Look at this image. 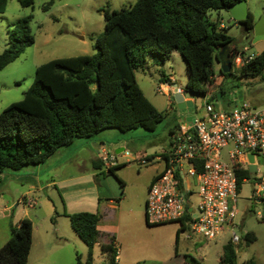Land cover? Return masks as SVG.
I'll return each mask as SVG.
<instances>
[{"label":"rangeland","instance_id":"1","mask_svg":"<svg viewBox=\"0 0 264 264\" xmlns=\"http://www.w3.org/2000/svg\"><path fill=\"white\" fill-rule=\"evenodd\" d=\"M48 1L34 0L31 6H24L19 0H7L4 11L0 13V53L8 44L11 23L18 19L31 15L29 27L34 36V43L0 70V112L23 97L39 64L54 58L95 54L93 39L104 29L105 13L129 8L135 0H54L47 10H43ZM245 1L247 12L254 20L264 18V0ZM207 15L210 22H218V26L233 37L234 47L242 54L256 55L264 49V34L255 35L252 30H244L227 9L210 10ZM150 59L148 55L145 63L135 70V78L146 98L166 113L154 130L147 131L142 127L129 131L107 128L90 139H75L59 148L43 164L30 165L18 171L5 170L0 174V240L10 236V228H15L21 218H29L33 226V244L28 264H40L39 256L44 252L49 253L50 259L45 264H68L73 240L68 237L70 241L62 249L51 251L56 237L51 220L63 211L97 212L99 202L106 207L104 197H120L121 191L124 197L120 207L114 208L113 214L108 208L109 215L105 218L106 222L118 228L115 246L120 264H190L192 257L206 264H217L230 233L223 231L215 239L206 240L198 236L187 239L180 231L175 247L176 222H146L147 183L159 162L155 157L168 146L172 138L170 131L174 132L180 121L188 114L198 113L205 101L227 108L229 99L240 98L237 93L246 83L262 82L264 90V71L262 79L261 76L241 77L238 66L233 63V74L224 78L219 71L220 64L214 63L215 82L222 81L223 84L224 81V92H219V86L203 85L206 94L202 95L185 89L188 74L178 51L171 52L160 64ZM169 77L173 79V84L184 89V97L192 100L191 108L177 109L175 103L168 104L167 96L158 90V81L169 80ZM243 101L256 103L251 97ZM99 140L109 141L113 153L121 146L128 152L124 158L125 166L116 170V175L110 174L106 167L94 169L92 166V157L96 155L90 150H95L92 145ZM82 145L88 146L89 152L82 149ZM221 155L227 160L226 149H222ZM141 157L147 159L146 164H138L132 159ZM118 179L123 181V186ZM51 181L55 182L54 185L47 187V182ZM252 187L251 179L247 178L238 190L237 221L241 226L236 232L241 236V244L235 249L238 262L252 259L256 264H264V220L260 218V214L264 215V199L255 202L251 196ZM26 199L33 200L34 204H28ZM197 200V195L191 196L193 204ZM102 212L106 211L100 209ZM57 218L62 232L67 236L75 235L68 217ZM247 231L254 233V241L247 242L243 238ZM44 240L46 247L43 246ZM79 241L84 248V242ZM85 258L80 259L84 261ZM106 262L100 250L95 249L93 264Z\"/></svg>","mask_w":264,"mask_h":264},{"label":"trees","instance_id":"2","mask_svg":"<svg viewBox=\"0 0 264 264\" xmlns=\"http://www.w3.org/2000/svg\"><path fill=\"white\" fill-rule=\"evenodd\" d=\"M19 1L24 6L34 2ZM53 1L49 0L43 10ZM238 1L135 0L129 8L106 12L104 29L93 39L95 54L54 58L39 64L23 97L1 110L0 174L5 170L18 171L43 164L59 148L77 138L90 139L107 128L154 130L166 113L146 98L135 78V70L145 63L148 55L153 63L160 64L171 52L178 51L188 74L185 89L205 95L202 86L215 84L213 65L219 63L220 52L226 50L231 61L238 53L233 37L220 28L218 22H210L207 13L227 9ZM6 2L0 0V13ZM30 20L31 15H28L11 23L8 44L0 53V70L34 43ZM236 22L251 30L250 14L245 21ZM238 69L241 77L262 76L264 49L251 59L242 57ZM219 71L224 78L233 74L232 70ZM164 80L167 79L159 81ZM217 86L223 93L224 81ZM173 104L171 99L170 105ZM93 165L100 169L101 161L97 159ZM124 165H114L108 172L116 175L115 170ZM249 176L247 170L240 171L238 187ZM118 180L123 186V181ZM68 218L71 228L87 247L85 260L81 261L77 255L75 264H93V247L100 235L98 212L80 211L69 214ZM32 228V221L27 217L21 218L15 228H10L9 238L0 246V264L27 263ZM179 232L178 228L175 247ZM243 238L252 242L255 235L247 231ZM99 250L106 264H119L113 237L100 243ZM189 263L206 264L193 257ZM217 264L256 262L252 259L238 262L235 245L228 240L222 246Z\"/></svg>","mask_w":264,"mask_h":264},{"label":"built area","instance_id":"3","mask_svg":"<svg viewBox=\"0 0 264 264\" xmlns=\"http://www.w3.org/2000/svg\"><path fill=\"white\" fill-rule=\"evenodd\" d=\"M158 83V90L170 101L176 93L184 97V89L173 84V79ZM192 115V120L178 123L163 150L164 167L147 188L146 221L176 222L187 239L198 236L213 240L227 231L229 241L239 246L241 236L236 230L241 226L237 221L240 171L250 174L252 199H264V106L257 108L241 101L223 109L205 101L201 110ZM222 149H226L227 160L222 158ZM98 157L107 169L117 164V154L110 149L103 148ZM133 160L141 165L147 163L144 157ZM251 164L255 166L253 172L248 169ZM193 195L198 197L195 204L191 202ZM25 201L34 204L31 199ZM260 218L264 220V215L260 214Z\"/></svg>","mask_w":264,"mask_h":264},{"label":"crops","instance_id":"4","mask_svg":"<svg viewBox=\"0 0 264 264\" xmlns=\"http://www.w3.org/2000/svg\"><path fill=\"white\" fill-rule=\"evenodd\" d=\"M220 26H223V25L220 24ZM244 30H246V29H244ZM249 55H251V54H247L246 55V54H242L240 51H238V53H236L235 56L233 57L232 63H234L236 66L239 67L241 65V63H242V57L246 58ZM261 79H262V76H261ZM221 82L220 81L219 82H215L214 85H210V86H212V87L217 86ZM206 85H208V84H206ZM262 92L264 93V90H262V82L255 83V84L246 83L243 86L242 89H239V91L237 93V94H239L240 98L239 99H234V98L229 99L228 103H227V108H224V109H230L234 104L239 103L238 101L247 100L249 97H251L252 100L256 102V103H252L250 101L252 105L257 106V108H262L264 106V100L262 101ZM213 97H215V99H216L217 96L214 95ZM167 102H168V104H170V100L168 98H167ZM218 107H221V106H218ZM188 115H191V114H188ZM92 146L95 148L94 151L90 150L88 148V146H84V145H82V149H84V150H86L88 152L90 150V152H93L96 155V157L95 156L92 157V159H93L92 160V166H93L94 169H96L94 167V165H93V162L95 160H97V159L99 160L98 153L103 148L110 149L112 151V147H111V143L109 141H107V140L96 141V143H94ZM115 147H118V146H115ZM114 153L117 154V164L125 163L126 160L124 158L127 155L122 153V151H118V152L114 151ZM162 153H163V151L161 152V155H158V156L155 157V160H157L159 162L154 166L153 171L150 174V177H149V180H148V183H147V188H148V185L150 184V182L152 181V179L158 173H160L162 171L163 167H164V160H163ZM101 167H105V166L101 163ZM122 167H120V168H122ZM120 168H118V169H120ZM118 169H116V170H118ZM54 183H55L54 181L47 182V187L50 186V185H54ZM146 191H147V189H146ZM123 197H124V194H123L122 191H121V196L120 197L119 196L116 197V198H111V197H108V196L104 197L103 199H104V201H106V207L105 208L103 207L104 205L102 206V202L98 203V205H97L98 206L97 207L98 211L97 212L99 214V221H98V224H97V230L99 231L100 235H99V237L97 239V242L95 243V245L93 247V252H94L95 249H99L100 243L107 242L110 237L114 238V244L116 245L115 240L117 239L118 228H116L115 226H113V225L109 224L108 222H106L105 218H107V216L109 215L108 208L112 209V214H113L114 208H119L120 207V203H121ZM117 198H118V201L115 200ZM99 200H100V198H99ZM255 202H257V201H255ZM100 209L102 211L105 210L106 212L100 213ZM144 210H145V205H144ZM72 213H75V212L66 213L65 211H63L61 214L57 213L56 218L51 220L52 221V223H51L52 224V229L56 232L55 240L53 241V244L51 245V251H53L55 248L62 249L65 246L64 244H67L70 241L69 240L70 238L73 240V242H72L73 243V247H72V249L70 248V253H68V264H75L77 255L80 258H82V257H86V254H87L86 245H85L84 248L82 247L81 243H79V242H81V241H79L80 238L77 236L76 233H74L75 235L71 234L70 236H67V234H65V232H62L60 230V228L58 227V225H59V221L58 220L59 219L57 217H59V216L68 217V215L72 214ZM144 215H145V211H144ZM68 237H70V238H68ZM8 238H9V236L8 237L4 236L2 238V240H0V243H1L0 245L2 246ZM32 244H33V228H32V243H31L30 251H29V254H28V260H27L26 264L29 263V257H30V253H31ZM43 246L46 247V240L43 241ZM48 257H49V253L48 252H44L43 254H40L39 263L40 264H45L46 262H48L50 260ZM117 258H118V256H117ZM118 262H119V260H118ZM119 264H120V262H119Z\"/></svg>","mask_w":264,"mask_h":264},{"label":"water","instance_id":"5","mask_svg":"<svg viewBox=\"0 0 264 264\" xmlns=\"http://www.w3.org/2000/svg\"><path fill=\"white\" fill-rule=\"evenodd\" d=\"M229 14L235 21H245L249 17V13L247 12L246 1L240 0L230 7L227 8ZM251 30L255 35H263L264 34V18H259L254 20L252 18ZM250 31V30H249ZM219 64L220 70L223 73L231 72L232 70V61L229 58V54L226 50H223L219 54ZM98 81H96V86H98ZM173 100L177 109L191 108L193 106V102L190 99H184L181 93H176L173 95ZM193 115H188L185 119L187 121L192 120ZM124 147H118L115 149L116 152L124 151ZM249 161H253L252 154H249ZM249 171L253 172L255 169L254 164L249 166Z\"/></svg>","mask_w":264,"mask_h":264}]
</instances>
